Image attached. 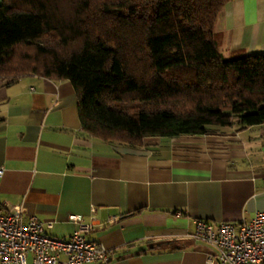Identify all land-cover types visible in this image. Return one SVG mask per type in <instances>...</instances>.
Returning a JSON list of instances; mask_svg holds the SVG:
<instances>
[{"label":"crops","instance_id":"obj_1","mask_svg":"<svg viewBox=\"0 0 264 264\" xmlns=\"http://www.w3.org/2000/svg\"><path fill=\"white\" fill-rule=\"evenodd\" d=\"M213 38L225 57L264 53V0L228 1ZM0 166V203L52 221L57 238L72 235L70 214L93 216L87 238L110 250L108 264H207L196 221L264 210V123L106 142L82 130L70 81L34 73L0 78Z\"/></svg>","mask_w":264,"mask_h":264},{"label":"trees","instance_id":"obj_2","mask_svg":"<svg viewBox=\"0 0 264 264\" xmlns=\"http://www.w3.org/2000/svg\"><path fill=\"white\" fill-rule=\"evenodd\" d=\"M230 0H1L0 78L67 80L84 133L139 146L264 123V53L225 57Z\"/></svg>","mask_w":264,"mask_h":264},{"label":"built area","instance_id":"obj_3","mask_svg":"<svg viewBox=\"0 0 264 264\" xmlns=\"http://www.w3.org/2000/svg\"><path fill=\"white\" fill-rule=\"evenodd\" d=\"M3 173L0 166V178ZM68 218L75 225L72 235L57 238L50 233L52 221L24 219L22 205L0 203V264H108L110 250L87 238L93 216L89 222L74 214ZM190 237L210 246L207 264H264V210L248 221L198 220Z\"/></svg>","mask_w":264,"mask_h":264}]
</instances>
